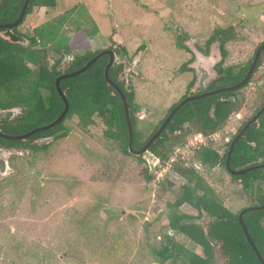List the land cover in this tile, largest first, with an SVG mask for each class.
<instances>
[{
	"label": "rangeland",
	"instance_id": "374dc122",
	"mask_svg": "<svg viewBox=\"0 0 264 264\" xmlns=\"http://www.w3.org/2000/svg\"><path fill=\"white\" fill-rule=\"evenodd\" d=\"M71 8L79 12L82 27L90 28L91 21L97 27L96 35L88 38L75 35L74 22L64 25L71 58L86 50L123 46L128 66L121 79L134 91L140 107L138 127L146 125L147 134L188 93L190 82L195 83L190 91L196 88V68L202 64L198 56L208 72L206 82L218 77L219 39L209 46L208 57L202 54L216 29L234 32L225 44L224 66L239 67L264 43V0H58L55 9L33 8L19 30L30 32ZM260 58L253 80L234 93L238 104L217 134L183 149L172 147L165 165L123 155L116 143L105 140L97 129L81 128L74 117L64 122L65 137L38 139L36 145L46 148L35 155L12 151L15 168L7 164L6 175H0V264H159L150 247L158 246L165 234L181 240L165 220L171 197L162 187L169 180L182 182L169 170L170 164L178 153L189 160L203 144L223 151V141L263 101L264 54ZM15 110V116L21 113ZM158 164L167 173L157 172L148 183L142 169L152 171ZM196 169L226 209L237 213L251 206L241 186H229V177L219 167L208 171L196 164ZM181 210L195 214L187 206ZM212 246L214 264H221L216 244ZM188 248L200 252L193 244Z\"/></svg>",
	"mask_w": 264,
	"mask_h": 264
},
{
	"label": "trees",
	"instance_id": "16d2710c",
	"mask_svg": "<svg viewBox=\"0 0 264 264\" xmlns=\"http://www.w3.org/2000/svg\"><path fill=\"white\" fill-rule=\"evenodd\" d=\"M23 3L24 0H0V24L14 22ZM57 5L58 0H30L22 22L17 27L12 30L0 29V116L2 115L0 132L4 135L24 134L56 119L63 110V102L56 92L55 79L61 74L79 70L100 52V50L94 52L86 50L75 53L68 62L64 60L66 55H71L70 38L63 32L66 23L74 22L76 36L83 33L88 38H92L97 33V27L92 21L90 28L81 26L78 21L79 12L75 8L34 27L30 32L19 30V26L33 8L55 9ZM81 13L84 14L83 10ZM233 38L232 28L216 29L207 40L206 51L203 50L202 54L209 55L208 47L219 39L218 46L224 60L227 54L225 44ZM263 44L261 43L255 49L249 61L239 67L230 66L222 71L218 62L216 67L218 77L209 83L208 90L237 84L248 70L256 50ZM108 49L118 54L127 53L119 44L109 46ZM262 54L264 49L259 56ZM107 61L108 57L104 55L84 74L60 81V88L68 100L69 109L63 120L54 128L38 132L22 140H11L0 136V147L33 156L36 150L46 148L45 146L39 148L36 145L38 139L65 137L64 122L74 117L81 128L97 129L105 140L116 143L123 155L144 163L141 156H132L128 152L123 105L116 90L104 79ZM260 63L258 59L255 70ZM123 68L124 64L114 63L109 68L108 77L122 90L127 99L133 131L132 145L135 150H139L153 135L163 119L148 134L146 125L141 129L138 127L141 123L138 120L140 107L135 103L133 89L130 86L126 87L124 79H121ZM192 84L193 82L189 84V88ZM233 93V91H227L219 96H228ZM217 97L213 95L187 102L172 116L165 130L148 150L158 159L159 164L165 165L173 153L172 147H184L188 137L197 133L209 137L224 126L234 106L229 101L213 105ZM174 106L175 104L167 110L164 118ZM13 108H20L21 113L13 118L3 114L4 111ZM95 117L99 120V124L95 122ZM184 123H187L188 127H183ZM243 124L244 121L239 124L236 132ZM179 130L181 133L174 135ZM225 146L228 147V143H225ZM226 156L227 150L219 154L208 146L198 149L189 160L178 155L171 162L169 170L182 182L181 185H177L169 180L166 186L162 187L163 192H167V195L171 197V201H166L165 220L168 229L181 236V240L176 241L174 237L165 234L158 246L151 245L150 252L159 264H176L177 261L183 264H214L212 243L216 244L221 264H260L238 224L240 211L233 213L226 209L216 190L196 169V164L208 171L219 167L229 177V186L236 183L241 186L251 206L264 207V176L261 174L264 173V169L248 172L242 176L231 175L225 167ZM16 158L15 155L9 157V166L12 169L15 168ZM259 163L264 164V114L235 143L229 168L241 170ZM142 170L149 183L155 178L157 172L160 173L161 168L159 165L149 171L145 166ZM165 180H167L166 177ZM223 191L226 189L224 188ZM182 206L192 209L195 214L183 212ZM243 222L264 260V210L246 212L243 215ZM147 225L146 223L143 229L144 234L147 233ZM188 244L195 245L200 252L189 249Z\"/></svg>",
	"mask_w": 264,
	"mask_h": 264
},
{
	"label": "water",
	"instance_id": "95a60500",
	"mask_svg": "<svg viewBox=\"0 0 264 264\" xmlns=\"http://www.w3.org/2000/svg\"><path fill=\"white\" fill-rule=\"evenodd\" d=\"M30 4V0H24V3L19 11L18 17L16 18V20L14 22L11 23H7V24H0V29H6V30H12L13 28L17 27L23 19V16L28 8ZM264 49V45L261 46L257 51L256 54L253 58V61L251 63V66L249 68V70L247 71L245 77L236 85L234 86H229V87H225L222 89H218V90H213V91H209V92H205V93H201L200 95L197 96H187L184 99H182L167 115V117L165 118V120L163 121V123L158 127V129L153 133V135L149 138V140L146 142V144H144V146L142 148H140L139 150H135L133 148L132 145V137H133V131H132V126H131V119H130V115H129V106H128V102L127 99L124 95V93L122 92V90L114 83L112 82L109 77H108V71L109 68L114 64V63H122L124 64V67L127 68L128 66V62L125 58L124 53H120L119 55H115V53L112 50L106 49V50H102L100 51L98 54H96L92 59H90L82 68H80L79 70L75 71V72H70V73H65V74H61L59 75L54 82L55 85V89L56 92L59 96V98L62 100L63 102V110L61 112V114L54 119L52 122L46 124V125H42V126H38L37 128L33 129L30 132H27L25 134H20L17 136H8V135H4L3 133L0 132V136L7 138V139H13V140H22V139H26L29 138L31 136H33L34 134L41 132V131H45V130H49L54 128L58 123H60L64 116L66 115V113L68 112L69 109V103L68 100L65 96V94L63 93V91L60 88V81L61 80H65V79H70L73 78L75 76H79L84 74L90 67L92 64H94L100 57L102 56H108V62L105 66L104 69V79L105 81L112 86L116 92L118 93L122 105H123V111H124V118H125V122H126V126H127V136H128V152L132 155V156H142L147 162H149L150 164L153 163L154 161H158L152 154H150L148 152L149 147L155 142L156 139H158L161 135V133L165 130L166 126L168 125L169 121L171 120L172 116L187 102L192 101V100H196V99H200V98H205L208 96H213L216 94H219L221 92L224 91H231V90H236L239 89L240 87H242L246 81L248 80L249 76L251 75L258 59H259V54L261 52V50ZM68 57V59L70 58V55H66ZM198 60H199V56H198ZM131 65H134V62H132ZM197 71L199 72L200 76H199V80H198V84H199V90L203 91L205 89V82L208 78V72L207 70L203 67L202 64H199L197 66ZM15 109H11V110H7L4 112L5 116H13L16 114ZM264 113V105L256 112V114L241 128V130L238 132L237 136L235 137L234 141L230 144L229 149H228V153H227V160L225 163L226 169L227 171L234 176H241L247 172H252L255 171L261 167H264V165H258V166H254V167H248L246 169H242V170H232L229 168V163L228 160L231 156V152H232V148H233V144L234 142H236L244 133L245 131L254 123L257 122V120L260 118V116ZM2 117V116H1ZM0 154H4L3 152H0ZM152 170V169H151ZM7 173V162L4 159L0 158V175H6ZM255 210H264V207L262 206H250V207H246L243 208L239 214H238V224L241 226L243 233L245 235V238L247 240V242L250 244L251 249L253 250L257 260L260 262V264H264V260L262 258V256L260 255V253L258 252L255 244L252 242L247 228L243 222V215L248 212V211H255Z\"/></svg>",
	"mask_w": 264,
	"mask_h": 264
},
{
	"label": "flooded vegetation",
	"instance_id": "af4514ba",
	"mask_svg": "<svg viewBox=\"0 0 264 264\" xmlns=\"http://www.w3.org/2000/svg\"><path fill=\"white\" fill-rule=\"evenodd\" d=\"M263 45H264V44H263ZM263 45H261V46H263ZM261 46H260V47H261ZM218 47H219V46H218ZM260 47H259V48H260ZM208 48H209V47H208ZM259 48H258V49H259ZM107 49H108V48H107ZM258 49H257V50H258ZM105 50H106V49H105ZM109 50H110V49H109ZM257 50H256V51H257ZM262 50H263V49H262ZM262 50H261V51H262ZM100 51H102V50H100ZM204 51H206V50H204ZM204 51H203V52H204ZM219 51H220V49H219ZM113 52H114V51H113ZM207 52H209V51H207ZM98 53H99V52H98ZM98 53H97V54H98ZM122 53H123V52H122ZM119 54H120V53H119ZM119 54H118V53H115L116 56L119 55ZM208 54H209V53H208ZM220 54H221V53H220ZM255 54H256V52H255ZM124 55H125V58H127V53H124ZM259 55H260V54H259ZM204 56H205V55H204ZM208 56H209V55H207V56H205V57H208ZM254 56H255V55H254ZM107 57H108V56H107ZM259 59H260V61H261L260 56H259ZM252 61H253V60H252ZM252 61H251V63H252ZM107 62H108V61H107ZM219 63H220V68H221L222 71H223L224 68H228V67H230V66H224V65H223L222 56H221V58H220ZM251 63H250V66H251ZM190 64H191V63H190ZM216 64H218V62H217ZM256 64H257V63H256ZM260 64H261V63H260ZM202 65H203V67H204V64H202ZM250 66H249V68H250ZM259 66H260V65H259ZM255 67H256V65H255ZM255 67H254V69H253L251 75L249 76L248 80L246 81V83H245L242 87H240L239 89L231 90V91H233V92L235 93L236 91L241 90V89H243L244 87H246V86H247V85L253 80V78H254L253 75L255 74L256 70L258 69V68H257V69L255 70ZM204 68H205V67H204ZM249 68H248V70H249ZM205 69H206V68H205ZM248 70H247V71H248ZM189 71H192V70H189ZM247 71H246V73H247ZM216 72H217V71H216ZM246 73H245V75H246ZM217 75H218V72H217ZM245 75L243 76V78L245 77ZM243 78H242V79H243ZM242 79H241V80H242ZM241 80H240V81H241ZM206 81H207V80H206ZM211 81H212V80H211ZM211 81H210V82H211ZM240 81H239V82H240ZM192 82H193V81H192ZM210 82H209V83H210ZM239 82H238V83H239ZM190 83H191V82H190ZM206 83H207V82H205V89H204L203 91H200V90H199V84H198V82H197V86H196V88H195L194 90L190 91V90L192 89L193 85L195 84V83L193 82V84L191 85V87L188 88V90H189L188 93L185 94V95H184V96H183V97H182V98H181V99L175 104V106H176V105H177L182 99H184V98L187 97V96H197V95H200L201 93L209 92V91H210V90H208V85H209V83H207V84H206ZM238 83H237V84H238ZM235 85H236V84H235ZM233 86H234V85H233ZM226 87H229V86H226ZM223 88H225V87H223ZM218 89H222V88H217V89H213V90H218ZM213 90H211V91H213ZM224 92H227V91H224ZM224 92H221V93H224ZM262 92L264 93V90H263ZM221 93H219V94H221ZM234 93H233V94H229L228 96H219V94H216L218 97H217L216 100H214L213 105H215V104L218 103V102L229 101V102H232V103H233V106H234L233 108L235 109L236 104H238V99L236 100L235 98H233V97H234ZM263 96H264V94H263ZM208 97H209V96H208ZM205 98H206V97H205ZM200 99H204V98H200ZM200 99H196V100H200ZM263 100H264V97H263ZM192 101H194V100H192ZM189 102H190V101H189ZM262 102H263V101H262ZM262 102L260 103L261 106L259 105V106L255 109L253 115H251L250 117H248V119L242 120V121H244L243 126H244V125H245V124H246V123H247V122H248V121H249V120H250V119L256 114V112H257V111H258V110L264 105V104L262 105ZM184 105H185V104H184ZM175 106H174V107H175ZM174 107H173V108H174ZM13 109H15V108H13ZM234 109H233V111H232L231 114L234 113ZM9 110H11V109H9ZM171 110H172V109H171ZM171 110H170V111H171ZM6 111H7V110H6ZM170 111H169V112H170ZM4 112H5V111H4ZM169 112H168V114H169ZM3 114H4V113H3ZM168 114H167V115H168ZM231 114H230V116L228 117L227 121H228L229 118L231 117ZM263 114H264V113H263ZM263 114H262V115H263ZM15 115H16V114H15ZM15 115L10 116V117L7 116V117H8V118H12V117H14ZM262 115H261V116H262ZM1 116H2V115H1ZM1 116H0V117H1ZM261 116H260V117H261ZM166 117H167V116H166ZM166 117H165V118H166ZM1 118H2V117H1ZM165 118L163 117V121L165 120ZM238 119H241V116H240V115H238ZM163 121H162V123H163ZM227 121H226V122H227ZM169 122H170V121H169ZM162 123H161V124H162ZM161 124H160V125H161ZM168 124H169V123H168ZM160 125H159V126H160ZM184 125H185V126H183V127H185V128L188 127V124H187V123H184ZM252 125H253V124H252ZM252 125H251V126H252ZM159 126H158V127H159ZM243 126H242V127H243ZM166 127H167V126H166ZM222 127H223V126H222ZM242 127H241V128H242ZM36 128H37V127H36ZM34 129H35V128H34ZM157 129H158V128H157ZM157 129H156V130H157ZM219 130H220V129H219ZM219 130H218V131H219ZM240 130H241V129H240ZM240 130H239V131H240ZM31 131H32V130H31ZM218 131H217V132H218ZM239 131H238V132H239ZM29 132H30V131H29ZM217 132L213 133V134L210 135L209 137H204V136H203V137H201V138H202V139H203V138L209 139V138H211L212 136H214L215 134H217ZM238 132L235 131V133L232 135L231 138H229V139L223 141V142H224V146H225V143H228V147L225 146L222 152H218L216 149H214V150H215L216 152H218L219 154H222L225 150H227V153H228L229 146H230V144L234 141V139H235V137L237 136ZM245 132H246V131H245ZM180 133H181V130H179V131H177L176 133H174V135H177V134H180ZM24 134H25V133H24ZM242 136H243V135H242ZM192 137H193V136H192ZM240 138H241V137H240ZM240 138H239V139H240ZM239 139H238V140H239ZM238 140H237V141H238ZM189 141H190V140H189ZM237 141H236V142H237ZM187 142H188V141H187ZM201 142H202V140H201ZM211 142H212V141H210V144L213 143V142H212V143H211ZM236 142H234V144H233V148H234V145H235ZM201 147H208V146H205V144H203ZM209 147H210V146H209ZM210 148H212V147H210ZM233 148H232V150H233ZM212 149H213V148H212ZM3 151H4V154H0V158H1V159H4L5 155H8L10 152H12V151H14V150L8 151V150L3 149V148L0 147V152H3ZM11 155H15V154H13V152H12V153H10V155L8 156L7 161L4 159V160L7 162V164H9V157H10ZM231 155H232V152H231ZM230 158H231V156H230ZM230 158H229V160H228V163H229V161H230ZM226 160H227V156H226ZM226 160H225V163H226ZM197 165H198V164H197ZM258 165H264V164L259 163V164H256V165H253V166H249V167H254V166H258ZM225 167H226V166H225ZM246 168H248V167H246ZM246 168H243V169H246ZM260 169H264V167H261V168H259V169H257V170H260ZM241 170H242V169H241ZM235 171H237V170H235ZM255 171H256V170H255ZM252 172H253V171H252ZM165 173H167V172H165ZM228 173H229V172H228ZM247 173H248V172H247ZM229 174H230V173H229ZM261 174L264 176V173H261ZM165 175H166V174H165ZM243 175H244V174H243ZM241 176H242V175H241ZM242 209H243V208H242ZM242 209H241V210H242ZM241 210H240V211H241ZM238 214H239V213H238Z\"/></svg>",
	"mask_w": 264,
	"mask_h": 264
},
{
	"label": "clouds",
	"instance_id": "9594fccd",
	"mask_svg": "<svg viewBox=\"0 0 264 264\" xmlns=\"http://www.w3.org/2000/svg\"><path fill=\"white\" fill-rule=\"evenodd\" d=\"M67 57V56H66ZM70 58H71V56H70ZM71 60V59H70ZM69 60V61H70ZM67 61V60H66ZM201 137H203V135L202 134H200V133H197V134H194L193 135V137H191L190 138V142L188 141L186 144H185V146L184 147H178V148H180V149H183V148H185V147H187L190 143H192L193 141H195L194 139L195 138H197V139H199V138H201ZM179 155V153L176 155V156H178ZM175 159H176V157H175ZM158 160V159H157ZM158 162V161H157ZM156 166V165H155ZM154 166V167H155ZM250 207V206H249Z\"/></svg>",
	"mask_w": 264,
	"mask_h": 264
},
{
	"label": "built area",
	"instance_id": "2783aa9c",
	"mask_svg": "<svg viewBox=\"0 0 264 264\" xmlns=\"http://www.w3.org/2000/svg\"><path fill=\"white\" fill-rule=\"evenodd\" d=\"M194 140H195V141H198V139H197V138H195ZM176 153H178V150H176ZM176 155H177V154H175V156H174V159H173V160H175V157H176ZM170 160H171V159H170ZM173 160H172V161H173ZM162 171H163V170H160V172H162ZM164 172H165V171H163V173H164ZM161 175H162V174H161Z\"/></svg>",
	"mask_w": 264,
	"mask_h": 264
},
{
	"label": "bare ground",
	"instance_id": "6f19581e",
	"mask_svg": "<svg viewBox=\"0 0 264 264\" xmlns=\"http://www.w3.org/2000/svg\"><path fill=\"white\" fill-rule=\"evenodd\" d=\"M199 60H200V61H201V63L203 64V61H202L203 59L199 58Z\"/></svg>",
	"mask_w": 264,
	"mask_h": 264
}]
</instances>
